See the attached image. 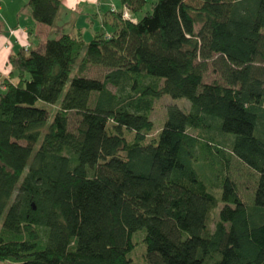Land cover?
<instances>
[{"label": "trees", "instance_id": "1", "mask_svg": "<svg viewBox=\"0 0 264 264\" xmlns=\"http://www.w3.org/2000/svg\"><path fill=\"white\" fill-rule=\"evenodd\" d=\"M197 1L156 0L136 18L147 0H119L111 35L63 33L10 57L0 264H134L140 230L142 264H264V0ZM27 7L52 25L61 2ZM209 63L220 79L205 81ZM165 95L191 108L168 105L148 141ZM233 157L257 175L250 202Z\"/></svg>", "mask_w": 264, "mask_h": 264}, {"label": "crops", "instance_id": "2", "mask_svg": "<svg viewBox=\"0 0 264 264\" xmlns=\"http://www.w3.org/2000/svg\"><path fill=\"white\" fill-rule=\"evenodd\" d=\"M27 2L0 0V87H4V80L11 79L10 57L22 51L23 45H28V52L43 51L50 38H59L63 33L81 35L85 39L84 29L92 38L99 32L111 35L114 24L112 8L121 9L116 0H60L55 22L46 25L33 18ZM70 25L71 29L67 30Z\"/></svg>", "mask_w": 264, "mask_h": 264}, {"label": "rangeland", "instance_id": "3", "mask_svg": "<svg viewBox=\"0 0 264 264\" xmlns=\"http://www.w3.org/2000/svg\"><path fill=\"white\" fill-rule=\"evenodd\" d=\"M119 0H116V2ZM156 0H147V3L145 4L144 8L142 11L138 12L135 14L136 18H142L147 12L151 11V6L152 3L155 2ZM188 3H192L194 5H197L199 1L197 0H186ZM70 30V27H68ZM72 31V30H71ZM85 32V35H87L84 39L86 43H89L91 38L89 36V32L87 29L83 30ZM106 69L101 67V66H89L85 72H83L84 75L91 77V78H100L103 79L104 75L106 73ZM220 79L219 71L217 69V65H214L212 63H209L208 65V70L205 73V81L206 82H212L213 80ZM69 87V82L66 83V87L64 92H66L67 88ZM113 91H115V87L109 86ZM173 104L177 105L181 109L188 111L191 108V102L187 98H177L174 99L168 95L163 96L162 98L156 100L154 107L151 111V119L155 123V130L152 134L148 136V141L151 140L152 138L157 137L158 132L161 130L162 126L164 125L166 119H167V106ZM40 106H43L49 110L50 116H49V122L53 120V113L52 109L55 112L57 108L52 107L50 108V105L46 103H41ZM231 135V134H230ZM126 136L128 137L129 140H131L134 136L133 132H126ZM233 136V135H232ZM231 174L232 176L237 180L239 187H240V194L243 198V200L250 202L252 195H253V189H254V184L255 180L257 178L256 173L248 168L244 163L239 161L237 158L233 157L232 162H231ZM221 191H219L220 195ZM222 206V203L213 210L212 215H214V218L218 215L219 210ZM216 215V216H215ZM1 225V223H0ZM142 236L144 238L145 236V230H140L134 234L133 240L134 243L136 244L135 249L129 254V256L133 259L134 264H142L144 262L143 256L145 255L146 252V245L142 239ZM1 264H6V263H1Z\"/></svg>", "mask_w": 264, "mask_h": 264}, {"label": "built area", "instance_id": "4", "mask_svg": "<svg viewBox=\"0 0 264 264\" xmlns=\"http://www.w3.org/2000/svg\"><path fill=\"white\" fill-rule=\"evenodd\" d=\"M112 10H115L114 7L112 8ZM124 17L130 19V16H129L128 12H125ZM12 33H14V31H12ZM22 48L26 52L29 50L28 49L29 48L28 45H23Z\"/></svg>", "mask_w": 264, "mask_h": 264}]
</instances>
